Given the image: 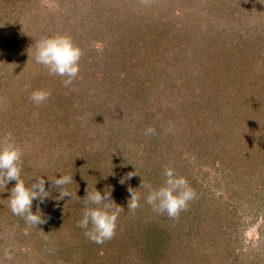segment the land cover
Segmentation results:
<instances>
[{
    "label": "rangeland",
    "instance_id": "374dc122",
    "mask_svg": "<svg viewBox=\"0 0 264 264\" xmlns=\"http://www.w3.org/2000/svg\"><path fill=\"white\" fill-rule=\"evenodd\" d=\"M58 33L79 39V74L88 73L90 83L80 87L75 79L65 87L52 75L40 77L38 88L37 81L20 83L38 70L22 60L7 77L0 73V108H7L0 122L8 114L14 120L13 128L2 123L3 131L46 136L20 143L25 179L44 176L47 188V177L73 175L70 197L52 199L59 195L53 188L42 205L52 213L40 226L47 257L37 245L34 262L212 264L213 256L224 264H264V0H0V62ZM111 83V94L101 95ZM39 88L51 95L37 106L30 96ZM108 104L113 108L105 110ZM43 123L46 132H38ZM149 127L156 134L146 135ZM125 157L141 167L137 180L153 177L160 186L164 169L173 167L196 198L179 225L167 226L145 203L144 188L135 189L142 198L131 212L129 179L117 195L105 179L100 189H111L125 209L113 238L91 252L79 227L83 197L101 173L115 177ZM6 218L2 210L0 234L22 245Z\"/></svg>",
    "mask_w": 264,
    "mask_h": 264
},
{
    "label": "clouds",
    "instance_id": "9594fccd",
    "mask_svg": "<svg viewBox=\"0 0 264 264\" xmlns=\"http://www.w3.org/2000/svg\"><path fill=\"white\" fill-rule=\"evenodd\" d=\"M82 49L73 41L72 37L58 33L41 38L36 43L35 62L44 66L49 75L64 78L65 87L71 85L79 76ZM51 93L44 88L32 91L30 99L34 105L46 102ZM146 135L156 134L154 127L145 130ZM24 149L16 142L12 132H6L0 136V188L8 189V206L13 215L22 217L29 225L37 226L45 223L41 205L51 197L53 188L59 190L57 197L52 199L59 201L70 197L71 193L67 185L73 182V175L61 173L53 178L47 177L49 186L46 188L44 176L26 182L23 178ZM42 166V165H40ZM136 172L128 173V177L137 175ZM139 175V174H138ZM164 181L161 186L153 187L142 184L146 189L145 203L150 205L154 212L167 214L170 218H178L180 213L186 210L189 203L196 198V192L189 184L187 178L175 172L169 166L163 172ZM15 182L9 189L10 182ZM130 196L127 200V209L134 212L140 207L141 193L129 188ZM84 208L79 227L84 230V235L96 244H103L113 238L117 228L120 213L125 207L117 204L111 196V189H105L103 193L94 187L92 192H87L83 197ZM36 202V210L33 211V203Z\"/></svg>",
    "mask_w": 264,
    "mask_h": 264
},
{
    "label": "trees",
    "instance_id": "16d2710c",
    "mask_svg": "<svg viewBox=\"0 0 264 264\" xmlns=\"http://www.w3.org/2000/svg\"><path fill=\"white\" fill-rule=\"evenodd\" d=\"M39 39H41V38H39ZM72 39H73V41L76 44H77V42H79V39H76V38H73V37H72ZM29 48H30L29 50L27 48V50H26L27 52L26 53H22L21 52L20 55L17 56L13 52V55H11V56H13L12 58L8 56V58H10V59L1 61L0 62V73L4 72V70H5L6 73L4 72V75L7 77L8 72H10L11 70H14V69H16V70L19 69V65H18L19 62L17 61L16 64H15L14 63L15 60H22L23 62L29 64L30 65L29 67H35L36 66V69H38V70H35L34 71L36 73L34 75H32V78H31V76H29L30 77V78H28L29 80L27 78L26 79H22L21 78L20 83L21 82L24 83V82H28V81H37L38 82V80H39L40 77H42V78L48 77V75H49L48 70L44 66H42V65L35 64L36 63L35 62V50H36V47L34 48V47H32L30 45ZM16 58H18V59H16ZM7 61H9V62H7ZM22 61H21V64H22ZM107 65H109V64H107ZM85 68H87V67H85ZM57 77L58 78H61L59 76H57ZM89 78H90V76L88 75V73L87 74H85V73L79 74L78 78L76 79V83L77 84L81 83L80 84V87L81 86H85V85H87L88 83L91 82V79L92 78H90V79ZM61 79H63V78H61ZM22 80H24V81H22ZM112 85H114V83H111V84L108 85V88L109 89L107 88V90H108V93L107 94H104V92L102 91L101 92V95H104V96L107 95L108 96V94H111V92L113 90ZM21 87L23 88L22 85H21ZM38 87H40V83L39 82H38L36 88H38ZM110 88H111V90H110ZM22 95H26V93H24ZM27 95H28V92H27ZM240 102H241V100H240ZM240 102L238 101L235 104V110H236V108H238V105H239ZM112 104H108L105 107V110H108V106L109 105H111L109 107L113 108ZM16 105H17V103H16ZM240 106H241V108H243V106H244L243 109H245L244 111H247V112H249V110L252 109V108H248L249 104L246 101H242L241 104H240ZM4 107L5 106H1V108H0V111L2 112V116H4L7 113V112L4 113V111H7V108L5 110ZM13 107H14V103L11 102V107L8 108V110H9L8 112H10ZM252 110H256V109H252ZM243 112L242 113H239V115H242ZM254 113L255 112L250 111L248 114L252 115ZM95 114L97 115V113H95ZM219 115L221 117V114H219ZM6 116L9 117V119L6 117V120L5 121H3V117L1 118V122H0V136H2L4 133H6V132L3 131L4 129H2V123L4 124V128H7L9 126L12 127L11 124H13V121H14L13 118H11L13 115L9 116V114H8ZM97 116H99V114ZM121 116L122 115H119V119H120ZM16 121H18V120L16 119L15 122ZM23 122H24V119H21L17 123H18V125H22ZM26 124H28L27 118L25 119V122H24V125H26ZM33 126H31V124H29V127H26V128L29 129V128H32ZM33 129H35V128H33ZM13 130L15 131V129H13ZM9 131L11 132L12 129H9ZM37 131L38 132H41L42 131V133L46 132L44 123L41 124L40 128ZM35 133L36 132L32 133L31 136H29L28 134H27V136H25L26 134L25 133H22V130H21L19 133H17V137H16V134L15 133H13V135L15 136L14 138H15L16 142L19 145H20L21 142H23L25 144L27 141H31L32 144L33 143H37L38 144V143H41L42 140H45V137L46 136H40L41 135L40 133H36V134ZM230 135H231V133L228 136H230ZM216 137H218V136H215L214 138H216ZM222 138L223 137H221L217 141L220 142ZM32 141H35V142H32ZM126 158L128 160L130 159V157H125L122 160V161H124L122 168L119 169V171H116L117 169H115L113 171V172H115V177L108 178L109 176H111L110 175L111 172L110 173H106V171H105L104 173H101L102 178H100L101 176L97 177L96 178V181H95L96 182L95 185L92 186V190H91L90 187L87 188L88 189V192H92L94 190V187H96L99 190L101 188V183H103L105 181V179H107V183H108L109 180L110 181H113V185L117 187V189H114L113 188V192H114L115 195H117V191H118V193H121V192H123V190H125L123 187H121V183L122 182H126L128 179H129L128 181H130L129 182V185H131L130 188H132L133 191H136V190L137 191H140L141 188H143V187H140L141 186V183L142 184H148V182H149L153 187L160 186V185L156 184L157 182L155 184L152 183V181L154 182V180H155V179H153V177L152 178L145 177L143 179V181L137 180V179H139L138 176L139 177L142 176L141 167H139V165L137 164V162L134 161L132 158L130 159V162H128V161L126 162ZM123 169H124V171H123ZM150 169L153 170V168H150ZM130 172H136L139 175L138 174L137 175H133L131 178H129L128 177V173H130ZM148 175H149V173L146 172L145 173V176H148ZM152 176H155V175L152 173ZM25 177L26 176L23 175V178L24 179H25ZM25 181L26 182H29L26 179H25ZM14 183H15L14 181L13 182H10L7 187L10 189L14 185ZM87 184L90 185L92 183L91 182H88ZM127 187H128V185H127ZM1 189L2 188H0V194L2 192ZM100 191L103 193L104 189L103 190L100 189ZM144 192L146 193V189H144ZM9 194L10 193L8 192V189L5 188V190H4V199L0 200V218H1L2 210L6 211L7 212V218H6L5 221L8 222V220H10L9 223H12L10 229H11V231H13V236H17L18 235L20 239H17V240L18 241L19 240H22L23 243H22V245H19V243H16L15 241L12 242L11 240H9V239H12L11 237H9V235H7V237H5V233L0 234V264H27V262H29V261H32L34 264H41V263L34 262L35 261L34 260V257H32L35 254V252H36L37 245L40 246V250L42 252V257L43 258L47 257V254L44 253V250H43V248H47V246H46L45 241L42 238L44 234L42 235V233L40 232V229H41L40 226H41V224L38 225V227L37 226H33V225H29V224H27L25 222V220L22 217L13 215L12 212H11V210H10V208H9V206H8V196H9ZM192 205H193V203H191V209L193 208ZM83 208H84V204H83ZM35 210H36V202L33 203V211H35ZM41 210H42V214H43V217L45 219V222L46 221H49L50 222L52 213L49 212L48 214L45 215V212L43 210L42 205H41ZM158 215H159V218L164 223H166L167 226L170 225L169 224L170 222H174V221H175L176 226L179 225V223H180L179 218L182 217V214H180L179 217L178 218H175V219L170 218L166 213L165 214H161V215L158 214ZM185 215L186 214H184L183 216H185ZM81 216H82V214H81ZM14 224H16V225L14 226ZM43 224H42V226H43ZM0 228H1V226H0ZM163 228H164V226L161 225V230ZM16 230H17V232H20V233H15ZM165 231H166V229H165ZM81 232H82V235H81L82 238H81V240L84 241L90 247L89 249L91 250V252L92 251H95L98 248L99 244H95L94 242L90 241L84 235V230L83 229H81L80 233ZM162 232H163V230H162ZM26 236L29 238V240L31 238V243H29L27 245L25 244V241H23V239H22L23 237H26ZM147 236L150 237V232L149 231H147ZM164 236H166V235L164 234ZM7 238H9V239H7ZM148 248H150V247L148 246ZM65 250L67 251V249H65ZM209 250H211V249H209ZM152 254L153 253H151V255ZM28 255H29V257L31 259L28 258ZM208 259L210 261L214 259V261H211L212 264H224V263H227V260L223 259L224 260V263H223L222 260H220L218 257H213L212 256V257H208ZM206 263L208 264L209 261H207Z\"/></svg>",
    "mask_w": 264,
    "mask_h": 264
}]
</instances>
